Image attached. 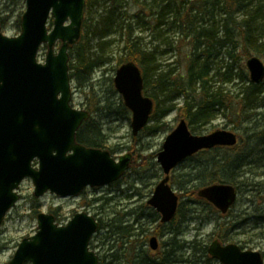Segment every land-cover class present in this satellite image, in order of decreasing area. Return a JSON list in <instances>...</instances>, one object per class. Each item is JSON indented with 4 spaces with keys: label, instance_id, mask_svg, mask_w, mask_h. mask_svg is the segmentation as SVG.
Masks as SVG:
<instances>
[{
    "label": "water",
    "instance_id": "obj_1",
    "mask_svg": "<svg viewBox=\"0 0 264 264\" xmlns=\"http://www.w3.org/2000/svg\"><path fill=\"white\" fill-rule=\"evenodd\" d=\"M84 7L85 0H25L17 35H7L0 24V227L19 200L18 188L26 178L31 179L37 198L46 192L68 197L87 186L110 184L129 168V153L115 159L106 149L76 141L89 112L71 106L68 63L69 48L81 35ZM42 45L47 50L43 61H38ZM245 65L252 82L264 79V62L259 57H249ZM113 82L131 112L132 134L137 135L148 124L154 107L143 93L142 72L128 61L117 68ZM236 142L231 131L197 135L190 132L184 118L179 120L157 153L163 178L148 200L162 221L171 220L178 206L179 196L169 184L171 170L200 150ZM197 194L221 213L237 197L235 187L226 183L207 185ZM36 223V232L21 239L6 264H98L89 248L98 226L92 215L77 212L65 225H58L51 213L40 212ZM208 253L221 264H264L259 251L235 243L213 240Z\"/></svg>",
    "mask_w": 264,
    "mask_h": 264
},
{
    "label": "trees",
    "instance_id": "obj_2",
    "mask_svg": "<svg viewBox=\"0 0 264 264\" xmlns=\"http://www.w3.org/2000/svg\"><path fill=\"white\" fill-rule=\"evenodd\" d=\"M92 7L96 10L102 7L96 20L88 18V10ZM240 10L246 11L241 19H237V12ZM7 20V16L0 18L2 28ZM15 24L19 32L20 17L16 19ZM134 26H148L160 32L166 27L168 32L178 33L176 39H166L169 48L166 52L173 51L180 57L175 63L180 61L184 65L183 73L176 72L174 67H170L173 62L165 63V70L161 68L157 61L158 56L164 51H160L159 46L147 49L141 38L134 34ZM114 33L118 34L116 44L118 48L120 47L116 64L119 66L128 61L135 62L143 75L144 92L150 91L149 96L154 103L156 101L150 120L158 114L164 116L176 109L184 114L188 125L192 126L191 129L196 130V125L211 122L216 111L222 110L224 114L227 111L229 114L226 116L235 129L241 130L244 123L255 125L254 130L251 127L243 128L238 138L243 140L249 137L256 142L258 140L260 145L264 143L263 81L252 82L245 66H240L234 71L239 57L243 59L253 55L264 57V0H85L81 35L76 44L69 49V75L77 87L87 89L85 109L90 116L104 108L98 104L99 100L92 99L96 95L92 76L98 67L110 61L104 56L103 48L113 44L108 38ZM90 39L96 40L93 46L94 53H88ZM222 50L228 62L219 56ZM110 82L113 87L112 78ZM221 84H232L237 88L236 93L226 90ZM160 95L163 96L164 102H169V105L159 108L157 98ZM180 97L183 99L182 105L171 103ZM260 109L263 111H258ZM89 119L90 117L77 131V142L106 148V143L102 139L104 136L102 137L99 128L93 131L91 137L82 135L83 126L90 124ZM155 128L156 126L147 125L144 130L152 132ZM237 147V144L233 147H215L197 153L220 148L226 155L213 162L205 185L226 183L232 184L237 191L240 189L243 182L240 177L246 173L242 168L248 165L247 158L250 152L246 151L248 148L245 146L240 152L236 151ZM219 169L222 171L221 174L218 172ZM262 184L250 182L246 187L256 191V195L264 202ZM192 196L204 203L209 213H219L205 199L198 198V195L193 193ZM52 213L57 216L56 212ZM179 216L181 215L178 207L177 214L171 222L178 225V234L180 227L187 220L185 216L180 219ZM221 224L225 226L224 223ZM170 226L169 232L172 227ZM174 234L176 235V232ZM216 235L222 242L230 240L224 233ZM205 242L192 239L188 242L182 241L179 247L181 251L183 248L192 250V259L189 261L191 264H219L208 254V244Z\"/></svg>",
    "mask_w": 264,
    "mask_h": 264
},
{
    "label": "rangeland",
    "instance_id": "obj_3",
    "mask_svg": "<svg viewBox=\"0 0 264 264\" xmlns=\"http://www.w3.org/2000/svg\"><path fill=\"white\" fill-rule=\"evenodd\" d=\"M24 10L25 0H0V18L2 16L8 17L3 32L9 36L18 34L15 21ZM101 11L102 7L98 10L94 7L90 8L88 10V18L96 20ZM245 11L240 10L237 12V19H241ZM51 26L52 21L49 19L48 27L51 28ZM134 34L141 38L142 44L147 49L159 46V50L164 51L162 55L158 56L157 61L162 66L161 68L165 70V63L173 62L174 64L170 65V67H174L176 72L183 73L184 65L180 61L179 63H175L176 59L180 57L173 51L166 52L169 50L166 39H176L178 33L168 32L166 27H163L162 32H160V30L154 31L148 26H134ZM108 39H111L113 44L104 47L103 52L105 53L104 56L108 57L110 61L94 71L92 82L95 83L94 91L96 95L90 96L93 100H99L98 104L104 108L92 113L89 119L91 120L90 124L84 125L81 133L82 135L91 137L93 136V131H97L99 128L102 137L104 136L102 139L106 143L105 147L112 151L114 158H118L125 153H130L132 157L131 166L118 186L116 181L96 191L86 190V192L77 197H59L47 193L37 198L33 195V183L31 179H24L18 188L19 200L8 210L0 227V264H6L10 260L22 238L33 235L36 232V216L39 212H56L57 216L55 218L60 223H64L73 210L77 212L86 209L87 213L93 215L95 213V204L93 202L90 203V201L97 196H120L119 200L121 203H126L125 194L129 190L125 191L124 189L136 184V186L140 185L141 188H144L142 194L146 199L154 184L163 176L162 168L156 160V155L162 149V144L167 135L176 127L181 118H185L184 114L176 109L167 112L164 116L158 114L148 123V126H156L155 130L151 132L143 129L137 135H133L130 126L131 112L125 107L122 96L113 84L116 69L120 66L116 64V58L120 55V47L118 48L116 44L118 34L114 33ZM95 43V39L88 41V53H94L95 49L93 46ZM58 47L59 43H57L55 51ZM45 53L46 46L43 45L39 50L40 57L43 58ZM219 56L228 62L223 50ZM259 58L264 62V57ZM246 59L239 57L234 71L240 66H245ZM110 78H112L113 87H111ZM221 86L226 90L236 93L235 89L237 88L232 84H221ZM262 86L264 88V80ZM86 90L77 87L74 80L71 81L72 98L70 102L73 107L85 109V101L88 97L85 93ZM150 93V91L144 92L147 96ZM157 99L159 100V108L169 105V102H164L162 95L158 96ZM171 103L180 106L183 103V99L180 97ZM258 111H263V109ZM225 113L229 114L227 111ZM226 114L222 110L216 111L211 122L204 125H196V130H192V126L189 125L190 131L194 134L204 135L216 130H230L239 136L240 131L245 127H251L254 130L255 125L253 123L249 125L244 123L240 128L241 130L235 129ZM237 146L236 151L239 152L244 149V146L247 147L246 151L250 152V155L247 158L248 165L242 168L246 173L240 177L243 182L237 191L236 202L226 214L209 213L204 203L195 200L192 196V193L197 196V191L205 186V183L208 181L207 174L211 171L213 162H217L223 156H226L223 149L217 148L209 152L196 154L180 162L171 171L169 183L180 197L179 209L181 216H179V219L182 216H185L187 219L183 223V226L180 227L177 237L179 244L182 241L188 242L192 239H197L201 242L206 241L205 243L209 244L212 240V233H224V235L229 237V242H234L247 249L261 252L264 260V202L256 195V191H252L250 187H246V184L250 182L263 183L262 190L264 191V143L260 145L258 140L256 142L255 139L246 137L243 140L238 138ZM218 172L221 174V169ZM113 186L116 190L112 189ZM120 189L123 192H120ZM82 199L85 203L89 202V206L80 204ZM113 203L111 200L108 201L109 207H106L105 213H103L106 221L111 219V207ZM33 209H37L38 211L34 212ZM194 217L196 218L193 219ZM201 217H204V219L201 220ZM221 223H224L225 226L223 227ZM191 253L192 250L190 248H183L179 254L181 259L180 264H191L189 262L192 259Z\"/></svg>",
    "mask_w": 264,
    "mask_h": 264
},
{
    "label": "flooded vegetation",
    "instance_id": "obj_4",
    "mask_svg": "<svg viewBox=\"0 0 264 264\" xmlns=\"http://www.w3.org/2000/svg\"><path fill=\"white\" fill-rule=\"evenodd\" d=\"M83 145L87 147L98 148L91 145H86V144ZM100 149H107L112 153V151L108 148H100ZM207 150L209 149H203L200 150L199 152L207 151ZM131 162H130V166H131ZM123 176L119 180H117L116 183L117 186L119 185V182L123 179ZM162 178L163 176L161 177V179ZM170 179H171V175H170ZM160 180L154 184L152 190L150 189L151 191L149 192V195L146 199L143 197L142 194L144 188H141L140 185L136 186L135 184V185H131L130 187H126L124 189L125 191L127 189L129 190L128 193L125 194L126 203H121V201L119 200L120 196L106 197L105 195L97 196L95 199L90 201V203L93 202L95 204V213H93L92 216L98 222V226L94 234L91 236V239L89 241V247L97 255L98 264H180L181 263V259L179 255L181 252V248L179 247V242L177 237L179 235L178 234L179 227L177 224L174 225L173 223H171L173 218L177 214L179 204L172 219L169 221H162L161 213L154 206L148 203V200L152 196L153 191L156 185L160 182ZM104 186H87L80 193V195L86 192V190L96 191ZM114 186L112 187V189L116 190ZM120 192H123V190L120 189ZM115 199L117 200L116 202ZM110 200L114 202L111 207L112 216L110 220L106 221L104 219L103 213H105L104 212L105 208L109 207L108 201ZM80 204H85V206H89V202L85 203L83 199L81 200ZM83 211L86 212V209H84ZM75 213L76 211L74 210L71 211V214L66 221L71 219ZM226 213H221V214H226ZM200 219L203 220L204 217H201ZM170 224H172L171 225L172 227L170 226ZM169 226L171 227L170 228L171 232H169ZM103 230L105 231L103 232ZM175 232L176 235L174 234ZM213 240H217L223 245L227 243H234L229 241L222 242L219 239H217L216 234L212 235L211 242ZM239 246L241 247V245ZM208 247H207V252H208ZM241 248L247 249L245 247H241Z\"/></svg>",
    "mask_w": 264,
    "mask_h": 264
}]
</instances>
